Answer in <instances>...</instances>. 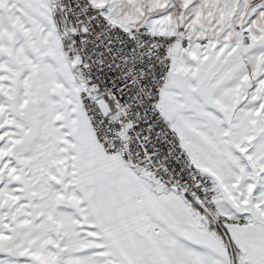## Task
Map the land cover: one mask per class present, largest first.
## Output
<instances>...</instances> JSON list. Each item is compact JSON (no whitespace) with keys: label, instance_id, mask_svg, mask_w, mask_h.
Segmentation results:
<instances>
[{"label":"snow or ice","instance_id":"obj_1","mask_svg":"<svg viewBox=\"0 0 264 264\" xmlns=\"http://www.w3.org/2000/svg\"><path fill=\"white\" fill-rule=\"evenodd\" d=\"M0 264H264V0H0Z\"/></svg>","mask_w":264,"mask_h":264}]
</instances>
